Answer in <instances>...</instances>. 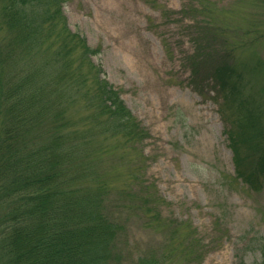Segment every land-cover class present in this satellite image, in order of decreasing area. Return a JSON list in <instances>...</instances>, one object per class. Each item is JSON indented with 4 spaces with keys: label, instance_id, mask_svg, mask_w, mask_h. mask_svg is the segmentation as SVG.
I'll list each match as a JSON object with an SVG mask.
<instances>
[{
    "label": "rangeland",
    "instance_id": "374dc122",
    "mask_svg": "<svg viewBox=\"0 0 264 264\" xmlns=\"http://www.w3.org/2000/svg\"><path fill=\"white\" fill-rule=\"evenodd\" d=\"M63 11L72 30L100 46L94 61L147 131L127 160L142 163L152 198H163L161 216L180 223L203 250L200 261L179 264H264V176L255 185L237 177L232 152L233 141L240 154L252 151L261 136L252 135L255 128L264 141V4L65 0ZM222 64L236 72L227 91L214 79ZM107 155L119 182L128 167ZM144 220L129 218V260L164 246L166 235Z\"/></svg>",
    "mask_w": 264,
    "mask_h": 264
},
{
    "label": "trees",
    "instance_id": "16d2710c",
    "mask_svg": "<svg viewBox=\"0 0 264 264\" xmlns=\"http://www.w3.org/2000/svg\"><path fill=\"white\" fill-rule=\"evenodd\" d=\"M64 1L0 0V264L200 261L191 232L161 216L163 198H152L142 163L127 160L147 131L94 61L100 46L69 27ZM214 72L220 88L233 89L232 67ZM253 131L261 136L252 151L232 144L235 174L249 185L264 176L263 132ZM107 154L128 167L119 182ZM133 214L166 238L129 260L123 240Z\"/></svg>",
    "mask_w": 264,
    "mask_h": 264
}]
</instances>
